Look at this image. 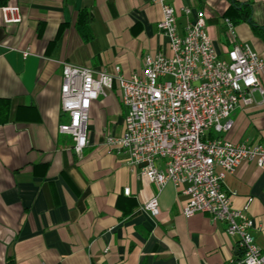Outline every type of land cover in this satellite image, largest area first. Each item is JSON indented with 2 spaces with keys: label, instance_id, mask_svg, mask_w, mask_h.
I'll return each instance as SVG.
<instances>
[{
  "label": "crops",
  "instance_id": "crops-1",
  "mask_svg": "<svg viewBox=\"0 0 264 264\" xmlns=\"http://www.w3.org/2000/svg\"><path fill=\"white\" fill-rule=\"evenodd\" d=\"M233 1L165 0L179 33L203 15L221 57L233 45L226 19L239 16L240 4L250 3L252 20L264 24V0ZM5 6H17L21 20L5 22ZM161 19V5L152 0H0V264H235L239 258L224 222L203 213L184 217L185 197L172 182L158 188L107 146L106 136L122 132L126 114L116 79L91 102L79 153L58 130L68 121L60 110L63 64L130 77L146 55H170ZM233 32L264 59V41L247 22L234 24ZM259 78L264 87V66ZM230 117L233 126L221 136L264 145V93L255 91L252 103L236 106ZM223 185L234 207L248 201L251 234L264 252V169L242 161ZM154 196L158 213L151 215L141 207Z\"/></svg>",
  "mask_w": 264,
  "mask_h": 264
},
{
  "label": "built area",
  "instance_id": "built-area-1",
  "mask_svg": "<svg viewBox=\"0 0 264 264\" xmlns=\"http://www.w3.org/2000/svg\"><path fill=\"white\" fill-rule=\"evenodd\" d=\"M152 1L162 8L157 26L168 39L170 55H146L141 71L130 77L64 63L60 110L68 121L59 125V133L69 135L79 153L87 144L91 102L106 95L116 79L126 114L122 132L106 136L107 146L124 154L125 162L132 169L138 167L140 175L158 188L172 182L185 197L184 217L203 213L224 222L226 234L236 237L239 258L235 264H264V252L251 234L255 222L248 214V201L234 207L231 193L223 185L225 175L242 161L264 169V145L234 143L221 136L233 126V109L251 104L255 91L264 93L259 78L264 59L236 41L228 19L233 45L221 57L202 14L179 33L173 6L165 0ZM1 10L5 22L21 20L17 6ZM183 12L189 14L190 10L183 8ZM210 132L217 136L210 137ZM123 192L129 195L130 189ZM141 208L156 215L157 197Z\"/></svg>",
  "mask_w": 264,
  "mask_h": 264
},
{
  "label": "trees",
  "instance_id": "trees-1",
  "mask_svg": "<svg viewBox=\"0 0 264 264\" xmlns=\"http://www.w3.org/2000/svg\"><path fill=\"white\" fill-rule=\"evenodd\" d=\"M232 3H235L232 0ZM231 23L232 26H234V24L241 22V21H245L247 22L250 27L252 28V30L254 31V33L258 34L261 39L264 41V24L263 25H257L251 18V4L250 3H242L240 4V8H239V16L237 18H229L228 19ZM83 36H88L87 32L85 30H83Z\"/></svg>",
  "mask_w": 264,
  "mask_h": 264
}]
</instances>
